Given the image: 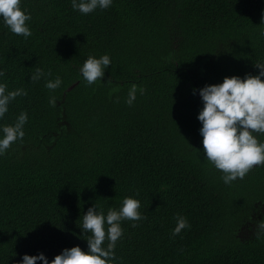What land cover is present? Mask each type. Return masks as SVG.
Returning <instances> with one entry per match:
<instances>
[{
	"label": "trees",
	"instance_id": "16d2710c",
	"mask_svg": "<svg viewBox=\"0 0 264 264\" xmlns=\"http://www.w3.org/2000/svg\"><path fill=\"white\" fill-rule=\"evenodd\" d=\"M21 7L27 39L0 21V80L27 92L0 125L28 114L24 137L0 155V264L86 250L83 214L94 203L119 209L127 196L144 219L122 221L117 264H264V165L224 183L197 119L199 88L259 72L264 0H113L88 14L71 0ZM103 54L111 64L88 84L80 67ZM36 68L46 75L33 81ZM132 84L145 91L129 105ZM178 215L190 227L173 235Z\"/></svg>",
	"mask_w": 264,
	"mask_h": 264
},
{
	"label": "clouds",
	"instance_id": "9594fccd",
	"mask_svg": "<svg viewBox=\"0 0 264 264\" xmlns=\"http://www.w3.org/2000/svg\"><path fill=\"white\" fill-rule=\"evenodd\" d=\"M112 3L113 0H71L72 8L83 14L94 12L97 8L107 9ZM30 20L31 14L21 7V0H0V21L11 32L27 39L32 35L27 23ZM110 64L108 54L99 57L90 55L80 67V72L88 84H93L102 80ZM255 67L259 69L255 75L225 76L222 82L205 84L198 89L202 107L197 119L201 125L198 131L202 137L203 155L222 171L226 184L243 178L253 166L264 165V141L256 135L264 134V63L257 62ZM45 75L42 68H36L30 79L38 81ZM3 76L4 71L0 69V78ZM61 84L62 79L57 76L47 80L45 86L55 90ZM144 91L137 84H132L126 103L132 105L137 92L142 95ZM26 95L23 88L9 90L7 83L0 80V120L16 97ZM49 103L55 106L56 98L50 97ZM27 122L28 114L22 111L14 123L0 125V155L24 137ZM140 207L141 201L134 196L125 197L119 209L110 207L106 213L94 203L83 214L80 226L87 235L86 250L79 245L64 248L51 260L43 252L23 254L17 264H36L37 261L41 264H117L115 248L123 236L122 221L144 219ZM186 227H190L187 218L178 215L173 235Z\"/></svg>",
	"mask_w": 264,
	"mask_h": 264
}]
</instances>
